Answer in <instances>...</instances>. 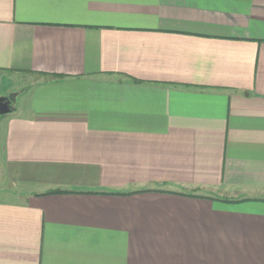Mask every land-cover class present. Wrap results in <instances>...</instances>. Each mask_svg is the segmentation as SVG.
Returning <instances> with one entry per match:
<instances>
[{
	"label": "crops",
	"instance_id": "obj_1",
	"mask_svg": "<svg viewBox=\"0 0 264 264\" xmlns=\"http://www.w3.org/2000/svg\"><path fill=\"white\" fill-rule=\"evenodd\" d=\"M6 77L0 264H264V0H0Z\"/></svg>",
	"mask_w": 264,
	"mask_h": 264
},
{
	"label": "rangeland",
	"instance_id": "obj_2",
	"mask_svg": "<svg viewBox=\"0 0 264 264\" xmlns=\"http://www.w3.org/2000/svg\"><path fill=\"white\" fill-rule=\"evenodd\" d=\"M29 82L28 79L22 80L21 78L12 77L9 79V77H6L2 80H0V97L7 96L11 97L14 96L16 101L14 103V107L18 108L19 110H22L23 107L26 105L28 96L26 95H19L17 97V91L21 92L20 90L23 89L25 85ZM8 115L1 116L0 115V136H1V128L4 125V122L7 120ZM2 147V141H0V150ZM12 187L8 185V183L4 180L3 177H1L0 174V201H10L13 199V196L11 195L10 191Z\"/></svg>",
	"mask_w": 264,
	"mask_h": 264
},
{
	"label": "water",
	"instance_id": "obj_3",
	"mask_svg": "<svg viewBox=\"0 0 264 264\" xmlns=\"http://www.w3.org/2000/svg\"><path fill=\"white\" fill-rule=\"evenodd\" d=\"M16 99L14 96L0 98V115H8L14 111V103Z\"/></svg>",
	"mask_w": 264,
	"mask_h": 264
},
{
	"label": "trees",
	"instance_id": "obj_4",
	"mask_svg": "<svg viewBox=\"0 0 264 264\" xmlns=\"http://www.w3.org/2000/svg\"><path fill=\"white\" fill-rule=\"evenodd\" d=\"M63 192H60V191H54V192H50L48 193L47 195H52V194H61ZM114 195V194H113ZM117 195V194H116ZM244 201H248V200H237V201H226L228 203H241V202H244Z\"/></svg>",
	"mask_w": 264,
	"mask_h": 264
}]
</instances>
